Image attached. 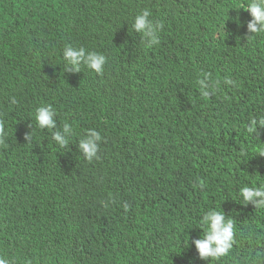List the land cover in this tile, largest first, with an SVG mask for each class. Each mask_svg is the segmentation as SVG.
Returning a JSON list of instances; mask_svg holds the SVG:
<instances>
[{"label":"trees","instance_id":"trees-1","mask_svg":"<svg viewBox=\"0 0 264 264\" xmlns=\"http://www.w3.org/2000/svg\"><path fill=\"white\" fill-rule=\"evenodd\" d=\"M251 2L0 0V258L264 264V208L240 196L242 187L264 186V127L247 131L250 118L264 116V33L248 32L251 16L240 8ZM144 9L163 25L152 47L133 27ZM3 14L30 22L6 33ZM68 46L105 55L103 73L83 61L68 73ZM32 53H46L44 83L67 102L53 129L32 121L30 92L15 76L16 57ZM25 122L8 135V125ZM65 123L73 133L60 147L53 133ZM88 129L101 133L92 161L79 148ZM210 210L234 224L221 259H201L194 243Z\"/></svg>","mask_w":264,"mask_h":264},{"label":"clouds","instance_id":"clouds-1","mask_svg":"<svg viewBox=\"0 0 264 264\" xmlns=\"http://www.w3.org/2000/svg\"><path fill=\"white\" fill-rule=\"evenodd\" d=\"M240 8H245L250 13L251 19L247 22L248 32L252 34L264 33V0H252L246 7L242 6ZM150 15V11L144 9L135 17L133 24L134 29L143 34L147 47H152L159 43L158 33L163 27L161 23H154L149 19ZM29 22L30 21H27L21 14L13 22L9 21L4 15V30L6 33L11 31L19 33L20 30L17 28L16 24L25 27ZM63 57L65 68L67 72L71 74H73L72 70L79 71L81 61L97 74H102L107 60L106 56L103 54L86 51L83 47L74 48L71 46L64 49ZM16 60L15 76L24 82L30 92L31 101L34 104L32 121L34 119L41 129L45 127L53 129L56 124V112L60 111L67 102H62L58 99L55 94L54 84L51 81L48 84L44 83V76L49 73L46 53L26 54L22 57H16ZM70 64L73 66L72 69ZM225 83L233 84L234 81L226 79ZM199 84L203 96L212 94L211 89L213 86L209 82L207 76L200 79ZM75 101L79 102L80 99H75ZM84 111L85 104L83 113L76 120L77 132H79L80 121ZM5 117L6 109L2 108L0 105V137L4 135L3 125ZM31 122H25L21 129L19 125H15L14 127L8 125V135L12 137L18 134L21 130H25ZM261 127H264V116L250 118L247 131L253 135L258 131V128ZM72 133L73 128L68 123H65L63 125V134H61V132H54L53 139L60 147H64L68 144L69 136ZM100 140L101 133L99 131L88 129L84 138L80 139L79 142V148L83 153L81 156L88 161H92L94 158L98 159V155L101 153L98 143ZM71 166L74 169L76 164L71 162ZM240 196H242L245 203L252 202L256 208H264V186L242 187L240 189ZM202 225L207 227V231L203 238L194 241L199 257L201 259H219L220 257L228 255L234 243L233 221L231 219H226L224 212L210 210L203 214ZM0 264H8V262L0 258Z\"/></svg>","mask_w":264,"mask_h":264}]
</instances>
